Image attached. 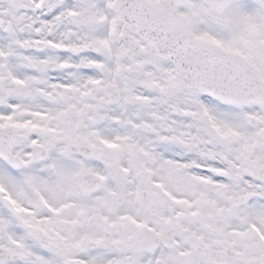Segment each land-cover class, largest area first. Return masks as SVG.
Wrapping results in <instances>:
<instances>
[{"label":"snow or ice","instance_id":"snow-or-ice-1","mask_svg":"<svg viewBox=\"0 0 264 264\" xmlns=\"http://www.w3.org/2000/svg\"><path fill=\"white\" fill-rule=\"evenodd\" d=\"M0 264H264V0H0Z\"/></svg>","mask_w":264,"mask_h":264}]
</instances>
